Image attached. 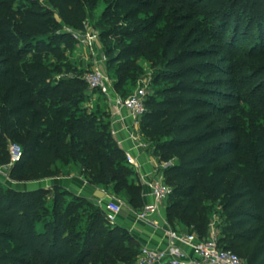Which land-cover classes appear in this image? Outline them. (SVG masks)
<instances>
[{"label": "trees", "instance_id": "16d2710c", "mask_svg": "<svg viewBox=\"0 0 264 264\" xmlns=\"http://www.w3.org/2000/svg\"><path fill=\"white\" fill-rule=\"evenodd\" d=\"M45 1L52 8L41 0L0 2V166L21 182L77 165L89 184L106 191L113 185V194L141 208V186L112 135L109 113L102 122L77 114L83 85L49 83L47 59L74 47L65 28L84 31L93 0ZM104 3L100 40L115 91L131 94L127 85L142 72L137 59L155 68L151 83L160 86L149 89L140 130L167 163L169 222L204 237L211 221L205 201L220 198V246L241 253L246 264H264V132L250 137L249 164L228 159L249 136L240 102L264 101V77L256 81L264 67L248 74L241 61L264 62V0ZM145 11L154 16L143 19ZM11 143L22 151L15 162ZM48 195L53 202L45 205ZM43 212L49 218L39 230ZM140 250L128 229L107 223L96 202L59 186L21 191L0 181V264H136Z\"/></svg>", "mask_w": 264, "mask_h": 264}, {"label": "built area", "instance_id": "2783aa9c", "mask_svg": "<svg viewBox=\"0 0 264 264\" xmlns=\"http://www.w3.org/2000/svg\"><path fill=\"white\" fill-rule=\"evenodd\" d=\"M66 31L71 32L74 39L84 42L86 45L96 47L93 54L99 49L100 38L95 30L86 29L84 31H71L68 27ZM99 60L96 61L94 69L84 74V80L90 89L102 88L108 96V102L116 111L127 109L130 112V118L133 125L140 124V119L146 112V101L149 95V87L144 82L137 86L127 97L120 96L114 89V82L110 78L106 68L103 66L102 54H99ZM10 152L12 162L18 161L22 156L21 148L11 143ZM128 164L139 174L140 182L147 186L154 199L152 203L145 205L138 212V218L149 222L154 227H158L154 215L159 213L162 207H166L173 189L164 179L162 168L167 165L163 163L151 174H145L141 171V165L130 152L126 153ZM6 169L4 173L10 183H16L11 180L7 174V166H0ZM96 204L100 206L111 226L118 225V215L121 213L125 201L113 195L109 200L97 199ZM165 222L169 229L170 246L167 249L159 250L148 246H143L137 256L136 264H246V261L235 252L224 249L220 246V230L217 217H213L209 224L206 236H201L195 231L182 232L173 226L167 218ZM183 244L190 249L187 253L177 245Z\"/></svg>", "mask_w": 264, "mask_h": 264}, {"label": "rangeland", "instance_id": "374dc122", "mask_svg": "<svg viewBox=\"0 0 264 264\" xmlns=\"http://www.w3.org/2000/svg\"><path fill=\"white\" fill-rule=\"evenodd\" d=\"M42 3L48 7L52 8L50 4L45 1L41 0ZM1 2V0H0ZM23 0H14L15 6L21 5ZM88 5L87 11V18L85 20V30L91 29L97 31L100 34L104 28L103 21H102V14L105 9L104 0H93ZM154 16V12L145 11L142 15L143 19H150ZM69 28V27H68ZM71 31H74L72 28H69ZM249 42H246L243 47H248ZM97 49L96 47H92L90 45H86L82 41H78L75 39L74 47L72 49H66L63 55L60 56H49L47 59V63L50 67V78L49 83L54 84L59 82L60 80H66L71 85H76L77 87L80 86V90L78 93L82 95V100L77 102L74 109L77 114L87 115V116H95L98 122L107 121L105 117L106 113L108 112V96L105 91L100 89H90L87 83L83 80L84 74L96 66V61L99 60V54H105V46L100 40L99 49L93 54V51ZM242 63L245 65L243 67V71L248 74H256L264 67V62L260 61L257 62L256 60H252L251 58H244L241 59ZM135 62L139 63L142 66V72L137 74V79L135 82L129 81L127 85V91L125 95H128L134 91V89L143 84L146 80V84L149 86L150 93L153 94L154 88L156 89L160 85H152L151 83V76L155 72V68L152 64L144 61L143 59L139 58ZM103 66L107 68V58L105 57L103 60ZM264 69V68H263ZM110 78L114 81L115 75L114 73H109ZM263 76L258 75L256 77V81L260 80ZM152 89V90H151ZM48 102V101H47ZM241 110L243 111L242 117L244 119L243 128L244 131L249 135L247 136L246 142L244 144L243 149L237 155H232L228 159H236L237 163L240 165L249 164L253 155V146L250 140V137L255 132H264V101H253L252 103L248 101L240 102ZM110 120V119H109ZM255 130V131H254ZM254 135V134H253ZM252 138V137H251ZM108 192L110 194L114 193L113 185L109 187ZM121 196L120 192H116V196ZM52 195H48L46 197L45 205H49L53 202ZM67 202L72 201V197H67ZM205 205L208 209H210V219L213 217H217L219 230L221 231V225L223 222V205L221 203V199L218 198L216 201H205ZM89 212L92 209H88ZM81 210H79L80 212ZM49 218V212H43L41 214V219L38 223V229L43 228V220ZM85 221V220H84ZM87 221V220H86ZM106 226V225H105ZM107 227V226H106ZM99 231L104 229V224L100 223ZM182 232H189V228L179 224L177 227ZM241 257L244 259V256L239 253ZM245 260V259H244Z\"/></svg>", "mask_w": 264, "mask_h": 264}, {"label": "crops", "instance_id": "0c3cea01", "mask_svg": "<svg viewBox=\"0 0 264 264\" xmlns=\"http://www.w3.org/2000/svg\"><path fill=\"white\" fill-rule=\"evenodd\" d=\"M108 112L111 122V132L119 146L125 151L130 152L141 165V171L145 174H151L155 169L159 168L164 162L160 161L159 157L154 154L150 142L145 139L140 130V124L133 125L130 112L127 109L116 111L115 108L108 102ZM165 165L164 167H166ZM163 167V168H164ZM162 168V169H163ZM0 171V181L7 186H12L21 191L37 190V189H52L54 186H59L70 193L87 198L96 202L95 192L100 189L105 192L104 200H109L113 195L108 191L95 187L87 182L85 177L80 173L77 165H69L63 169L59 176L47 178L40 181H21L10 183L7 181L3 172ZM137 183L141 186L142 207L135 208L125 202L121 213L118 215L117 223L119 226L128 229L133 238L141 245L148 246L153 249L164 250L170 246L169 229L165 222L168 219L167 205L162 207L159 213L154 215V220L157 221L158 227H154L149 222L139 219L138 212L145 205L154 201L150 190L143 185L139 178V174L135 172ZM116 196V195H115ZM169 220V219H168ZM187 253L190 249L183 244L177 245Z\"/></svg>", "mask_w": 264, "mask_h": 264}, {"label": "water", "instance_id": "95a60500", "mask_svg": "<svg viewBox=\"0 0 264 264\" xmlns=\"http://www.w3.org/2000/svg\"><path fill=\"white\" fill-rule=\"evenodd\" d=\"M56 19L58 22H61V18L59 17V15H56ZM102 58H104V56L102 55ZM145 83H146V80H145ZM95 197L97 199H104L106 197V194L104 191L100 190V189H97L96 192H95Z\"/></svg>", "mask_w": 264, "mask_h": 264}]
</instances>
